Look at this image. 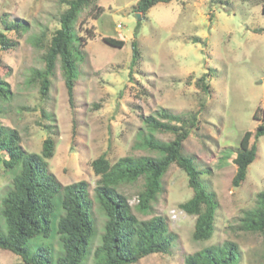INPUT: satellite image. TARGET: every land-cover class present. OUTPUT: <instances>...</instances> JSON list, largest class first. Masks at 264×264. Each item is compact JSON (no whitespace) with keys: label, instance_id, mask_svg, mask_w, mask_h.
Masks as SVG:
<instances>
[{"label":"rangeland","instance_id":"rangeland-1","mask_svg":"<svg viewBox=\"0 0 264 264\" xmlns=\"http://www.w3.org/2000/svg\"><path fill=\"white\" fill-rule=\"evenodd\" d=\"M138 1L97 0L80 13L75 33L87 42L81 48L83 59L71 101L60 63L47 96L33 78L35 71L44 69L46 46L60 28L68 0H0V32L11 44L4 49L0 42V79L10 90L9 97H0V122L19 133L26 152L41 153L45 140L55 141L48 163L62 186L83 180L90 184L96 234L83 264H93L107 217L95 199L100 177L91 163L101 156L111 163L126 156L160 159L161 153L143 146L144 138L169 143L174 136L154 131L146 118L162 111L185 117L197 114L199 126L185 142L184 154L207 172L201 178L219 200L214 236L207 242L193 239L196 217L181 205L194 192L186 172L173 164L147 212L138 208L144 177L118 186L139 220L161 216L176 236L171 253L152 254L136 264H185L186 256L227 242L239 247V264H264V233L245 231L241 222L246 211L257 207V195L264 190V136L257 142V157L246 181L238 188L232 184L244 134L255 133L264 124V0H174L157 4L146 15L136 11ZM4 20L24 28L6 30ZM104 38L125 44L115 48ZM135 42L140 58L131 67ZM203 75L209 92L197 85ZM7 158L0 153L3 231L2 200L17 174L5 169ZM61 214L58 207L57 217ZM42 244L51 245L56 257L61 254L57 234L36 239L32 246ZM20 260L0 249V264Z\"/></svg>","mask_w":264,"mask_h":264},{"label":"trees","instance_id":"trees-1","mask_svg":"<svg viewBox=\"0 0 264 264\" xmlns=\"http://www.w3.org/2000/svg\"><path fill=\"white\" fill-rule=\"evenodd\" d=\"M172 1L139 0L136 11L146 15L157 4ZM96 2L68 0V8L60 16V28L46 46L44 69L33 74V78L41 85L43 96L48 95L51 78L60 63L72 101L78 63L83 59L81 48L87 42L86 38L75 33V24L80 13ZM3 24L6 30L21 31L24 28L21 24L6 20ZM103 41L119 49L125 44L124 41L112 38H104ZM0 42L4 49L11 45L2 32ZM139 58L140 51L135 42L131 67L137 64ZM205 80L206 75H203L197 85L209 92L210 85ZM9 95L8 84L0 79V97L7 98ZM254 119H259L257 113ZM146 123L154 131L174 136L169 143L144 138L143 146L161 153L162 158L126 156L111 163L105 156H101L91 163L95 174L100 177L94 189L95 199L107 217L101 245L93 252V264H136L152 254L172 252L176 236L168 230L166 220L161 216L139 220L132 212L127 197L118 191V186L125 182L134 183L144 177L146 186L139 195L138 208L147 212L162 191V179L173 164L186 172L194 192L192 198L181 205L187 214L196 217L193 239L207 242L216 231V214L220 206L217 195L207 181L201 178L207 172L198 168L193 157L184 154V144L191 131L198 129V115L191 113L185 117L162 111L158 117L146 118ZM253 136L255 142L251 143ZM263 136L264 124L258 125L255 133L248 131L244 134L234 159L237 167L232 180L234 187L238 188L246 181L249 167L257 157V142ZM2 152L8 156L3 160L5 169L17 170V174L11 189L2 200L4 231L0 230V249L19 256L21 260L16 264H83L91 254L90 245L96 234L90 184L83 180L61 185L50 171L48 163L55 153V141L52 138L44 141L41 153H29L22 148L19 133L0 122ZM58 207L62 209L59 217ZM241 222L245 231L264 233V190L257 195V207L246 211ZM56 234L61 244L59 256L54 255L51 245L32 246L34 240L50 238ZM239 260V247L227 242L205 247L186 256L185 264H239Z\"/></svg>","mask_w":264,"mask_h":264},{"label":"water","instance_id":"water-1","mask_svg":"<svg viewBox=\"0 0 264 264\" xmlns=\"http://www.w3.org/2000/svg\"><path fill=\"white\" fill-rule=\"evenodd\" d=\"M137 19H138V21H141V16L139 13H137Z\"/></svg>","mask_w":264,"mask_h":264}]
</instances>
